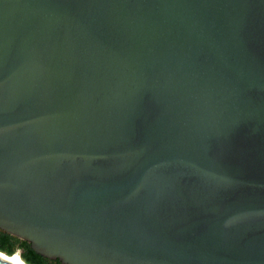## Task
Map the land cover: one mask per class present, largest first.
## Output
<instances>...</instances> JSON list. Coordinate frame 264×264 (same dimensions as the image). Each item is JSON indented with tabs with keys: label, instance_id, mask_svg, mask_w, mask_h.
I'll use <instances>...</instances> for the list:
<instances>
[{
	"label": "water",
	"instance_id": "1",
	"mask_svg": "<svg viewBox=\"0 0 264 264\" xmlns=\"http://www.w3.org/2000/svg\"><path fill=\"white\" fill-rule=\"evenodd\" d=\"M0 230L61 264H264V0H0Z\"/></svg>",
	"mask_w": 264,
	"mask_h": 264
},
{
	"label": "trees",
	"instance_id": "2",
	"mask_svg": "<svg viewBox=\"0 0 264 264\" xmlns=\"http://www.w3.org/2000/svg\"><path fill=\"white\" fill-rule=\"evenodd\" d=\"M17 251H20L21 258L27 264H61L58 261H51L42 257L31 249L29 243L0 230V252L14 255Z\"/></svg>",
	"mask_w": 264,
	"mask_h": 264
},
{
	"label": "bare ground",
	"instance_id": "3",
	"mask_svg": "<svg viewBox=\"0 0 264 264\" xmlns=\"http://www.w3.org/2000/svg\"><path fill=\"white\" fill-rule=\"evenodd\" d=\"M0 260L7 264H27L17 253L14 255H7L5 253L0 252Z\"/></svg>",
	"mask_w": 264,
	"mask_h": 264
},
{
	"label": "rangeland",
	"instance_id": "4",
	"mask_svg": "<svg viewBox=\"0 0 264 264\" xmlns=\"http://www.w3.org/2000/svg\"><path fill=\"white\" fill-rule=\"evenodd\" d=\"M16 253L19 254V255L21 254L20 251H17ZM16 253H15V254H16ZM20 256H21V255H20Z\"/></svg>",
	"mask_w": 264,
	"mask_h": 264
}]
</instances>
